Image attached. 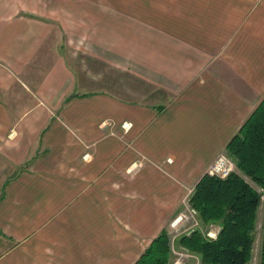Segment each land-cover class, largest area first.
Wrapping results in <instances>:
<instances>
[{
	"label": "crops",
	"instance_id": "1",
	"mask_svg": "<svg viewBox=\"0 0 264 264\" xmlns=\"http://www.w3.org/2000/svg\"><path fill=\"white\" fill-rule=\"evenodd\" d=\"M49 5L2 34L0 264H135L264 101V0Z\"/></svg>",
	"mask_w": 264,
	"mask_h": 264
},
{
	"label": "trees",
	"instance_id": "2",
	"mask_svg": "<svg viewBox=\"0 0 264 264\" xmlns=\"http://www.w3.org/2000/svg\"><path fill=\"white\" fill-rule=\"evenodd\" d=\"M226 153L242 174L264 188V101L228 144ZM261 200L262 194L240 173L231 172L225 178L206 173L189 205L202 224L215 222L221 229L216 238L196 229L183 235L179 244L196 254L201 264H248ZM170 258V236L164 229L135 264H169Z\"/></svg>",
	"mask_w": 264,
	"mask_h": 264
},
{
	"label": "rangeland",
	"instance_id": "3",
	"mask_svg": "<svg viewBox=\"0 0 264 264\" xmlns=\"http://www.w3.org/2000/svg\"><path fill=\"white\" fill-rule=\"evenodd\" d=\"M50 1L52 2L55 0H0V42H3L6 45V48L0 47L1 50L6 49V51H8L11 48L15 49L13 46H8L11 44L13 39L11 40L8 36L6 37L2 35L5 34V32L16 31V29H12L13 27L11 21L21 17H41L48 19ZM55 17L61 18L62 21L65 19V16L60 15L59 13H57ZM12 38H14V36H12ZM20 38L23 37L20 36ZM15 43L16 42L14 41L13 44ZM223 154L229 159L230 162L233 163V172L240 173L256 190H258V192L262 194L261 205L256 218L252 256L248 263L260 264L264 258V188L253 181L250 177L242 174L234 160L226 152ZM182 215L185 216V219L181 218ZM168 229L166 230L170 236L171 246V258L169 264H185L188 262L193 264H201V261L196 254L190 253L181 244H179V239L185 234H191L196 229L202 230L209 237L216 238L221 227L215 222L209 223L207 225L202 224L196 212H194L190 205L187 204L184 208H182L181 214L177 216L172 222H170Z\"/></svg>",
	"mask_w": 264,
	"mask_h": 264
},
{
	"label": "built area",
	"instance_id": "4",
	"mask_svg": "<svg viewBox=\"0 0 264 264\" xmlns=\"http://www.w3.org/2000/svg\"><path fill=\"white\" fill-rule=\"evenodd\" d=\"M233 170H234L233 163L230 162L229 159L224 154H221L217 158V160H215V162L211 164L207 173L210 175H216V176L225 178L231 172H233ZM181 218L185 219V216L182 215Z\"/></svg>",
	"mask_w": 264,
	"mask_h": 264
}]
</instances>
